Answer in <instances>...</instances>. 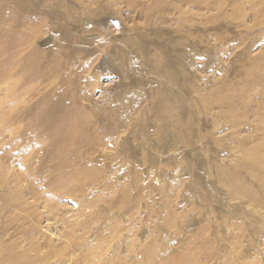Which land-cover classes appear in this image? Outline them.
<instances>
[{"label":"rangeland","instance_id":"1","mask_svg":"<svg viewBox=\"0 0 264 264\" xmlns=\"http://www.w3.org/2000/svg\"><path fill=\"white\" fill-rule=\"evenodd\" d=\"M0 264H264V0H0Z\"/></svg>","mask_w":264,"mask_h":264},{"label":"bare ground","instance_id":"2","mask_svg":"<svg viewBox=\"0 0 264 264\" xmlns=\"http://www.w3.org/2000/svg\"><path fill=\"white\" fill-rule=\"evenodd\" d=\"M14 48H15V47H14ZM13 52H14V51H12V53H13ZM8 53H9V52H8ZM12 53H11V54H12ZM13 55H16V54L13 53ZM13 55H12L11 57H13ZM15 57H16V56H15ZM15 57H14V59H15ZM8 59H10V56H9ZM11 59H12V58H11ZM11 59H10V60H11ZM14 59H13V60H14ZM13 60H11V61H13ZM15 60H16V59H15ZM13 62L15 63V61H13ZM16 62H17V61H16Z\"/></svg>","mask_w":264,"mask_h":264}]
</instances>
